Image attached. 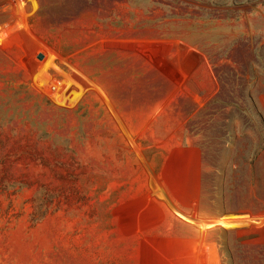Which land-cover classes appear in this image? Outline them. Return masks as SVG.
<instances>
[{"label": "rangeland", "instance_id": "374dc122", "mask_svg": "<svg viewBox=\"0 0 264 264\" xmlns=\"http://www.w3.org/2000/svg\"><path fill=\"white\" fill-rule=\"evenodd\" d=\"M0 264H264V0H0Z\"/></svg>", "mask_w": 264, "mask_h": 264}]
</instances>
